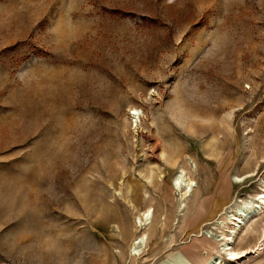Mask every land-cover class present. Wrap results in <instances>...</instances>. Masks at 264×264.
<instances>
[{
  "label": "rangeland",
  "instance_id": "obj_1",
  "mask_svg": "<svg viewBox=\"0 0 264 264\" xmlns=\"http://www.w3.org/2000/svg\"><path fill=\"white\" fill-rule=\"evenodd\" d=\"M263 183L264 0H0V264H264Z\"/></svg>",
  "mask_w": 264,
  "mask_h": 264
},
{
  "label": "bare ground",
  "instance_id": "obj_2",
  "mask_svg": "<svg viewBox=\"0 0 264 264\" xmlns=\"http://www.w3.org/2000/svg\"><path fill=\"white\" fill-rule=\"evenodd\" d=\"M135 114H138L137 109H133ZM140 112V111H139ZM254 172L248 174L247 176L253 175ZM235 181H239L234 178ZM176 187H180V177L176 176L174 180ZM195 183L190 179H186L184 187L181 189V195L185 198L190 195L191 186ZM260 191L255 195V199L243 198L235 200L233 202H228L216 211V213L208 220L204 221L202 226L209 224L216 229L226 230V234L222 233L221 241H217L216 249L226 255L227 259L231 257H238L240 253L244 251L235 252L232 248V242L240 234L247 230L248 225L255 221L257 218H261L264 221V183ZM182 202V201H181ZM179 203L181 206L182 203ZM221 216H224V220H221ZM150 218L149 211H143L137 218L138 225L141 222H146ZM223 232V231H221ZM260 232L264 234V227L260 229ZM221 235V234H220ZM262 236V235H261ZM143 242L142 236L135 237L131 242V250L136 253L135 249ZM222 258L218 253H212L206 259H204L200 264H221Z\"/></svg>",
  "mask_w": 264,
  "mask_h": 264
},
{
  "label": "snow or ice",
  "instance_id": "obj_3",
  "mask_svg": "<svg viewBox=\"0 0 264 264\" xmlns=\"http://www.w3.org/2000/svg\"><path fill=\"white\" fill-rule=\"evenodd\" d=\"M9 230H11V229H9ZM0 238H2V233H0ZM0 258H2V257H0ZM231 259L235 260V259H237V257L233 256V257H231Z\"/></svg>",
  "mask_w": 264,
  "mask_h": 264
}]
</instances>
